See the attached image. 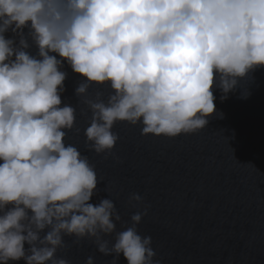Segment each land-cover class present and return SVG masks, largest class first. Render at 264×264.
I'll return each instance as SVG.
<instances>
[{
  "label": "clouds",
  "instance_id": "1",
  "mask_svg": "<svg viewBox=\"0 0 264 264\" xmlns=\"http://www.w3.org/2000/svg\"><path fill=\"white\" fill-rule=\"evenodd\" d=\"M65 64L84 78L75 92L91 111L90 151L113 154L117 122L196 133L220 113L217 91L247 98L241 82L264 70V0H0V264H71L57 256L66 237L111 264H161L137 228L147 206L117 231L128 222L113 199L93 203L101 178L67 143L80 129L62 99ZM93 84L110 87L107 100L89 95Z\"/></svg>",
  "mask_w": 264,
  "mask_h": 264
},
{
  "label": "water",
  "instance_id": "2",
  "mask_svg": "<svg viewBox=\"0 0 264 264\" xmlns=\"http://www.w3.org/2000/svg\"><path fill=\"white\" fill-rule=\"evenodd\" d=\"M64 70L62 99L76 107L80 129L68 131L67 143L89 157L101 178L93 203L113 199L128 222H118L117 231L147 206L137 228L152 237L154 259L161 264H264V70L254 74V82H241L242 90L250 89L247 98L237 91L222 101L217 91L215 103L223 115L210 117L196 133L143 135L142 126L117 122L113 130L120 139L107 158L86 145L91 111L75 92L84 78L67 64ZM97 91L107 100L111 89L93 84L89 95L95 98ZM133 193L143 201L130 203ZM114 237L106 238L114 242ZM65 239L69 247L57 256L71 264H86L90 255L96 264H111L112 256L100 253L92 241L75 245L73 238ZM119 264H127L123 256Z\"/></svg>",
  "mask_w": 264,
  "mask_h": 264
}]
</instances>
